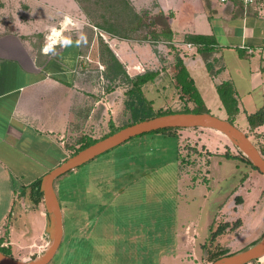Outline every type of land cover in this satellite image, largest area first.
I'll return each mask as SVG.
<instances>
[{
  "label": "crops",
  "instance_id": "0c3cea01",
  "mask_svg": "<svg viewBox=\"0 0 264 264\" xmlns=\"http://www.w3.org/2000/svg\"><path fill=\"white\" fill-rule=\"evenodd\" d=\"M128 1L136 12L148 15L152 31L167 30L170 38L163 40L159 36L157 40L148 39L153 44H139L134 38L112 36L90 24L76 0H14L18 5L23 3L25 10L14 18L10 32L0 33V246L8 248L17 259L41 254L49 241L45 232L47 213L35 182L67 157L65 138L71 128L83 122H102L108 107L115 103L110 97L95 98L88 79L80 73L82 59L88 58L86 51H98L100 40L107 43L129 76L146 72H141L146 63L153 64L147 71L157 72L154 67L161 46L168 51V57L174 51V65L176 58L181 59L198 94L186 60L202 58L215 91L221 82L232 86L238 107L232 116L234 124L243 122L242 131L264 150V124L251 130L247 122L248 114L264 106V0H257L246 13L237 1L227 5L218 0ZM65 16L72 21L68 25L62 23ZM53 27L62 30V36L46 39ZM81 35L87 42L77 45ZM66 38L72 40L71 46L57 43L54 52L43 51L53 39ZM217 108L222 118L229 116L220 99ZM212 131L217 133L216 138H202L203 144L215 148L212 154H222L224 147L233 149L223 133ZM241 161L246 174L241 182L218 195L220 202L203 242H198L192 221L175 228L171 247L175 251H171V260L166 264H202V246L216 221L239 220L238 227L223 238L234 252L251 246L264 235V176L247 161ZM180 162L178 157V174L182 177ZM68 205L69 200L65 210ZM76 217L80 221L72 224L66 234L68 264H83L75 258L83 262L85 258L78 256L97 248L113 250L108 254L110 258H103L99 264H132L127 244L119 243L116 237L107 245L94 241L105 237L96 236L100 231L89 212ZM239 241L243 242L235 247ZM48 264L60 263L51 260Z\"/></svg>",
  "mask_w": 264,
  "mask_h": 264
},
{
  "label": "rangeland",
  "instance_id": "374dc122",
  "mask_svg": "<svg viewBox=\"0 0 264 264\" xmlns=\"http://www.w3.org/2000/svg\"><path fill=\"white\" fill-rule=\"evenodd\" d=\"M24 10L23 3L18 5L14 0H0V33L10 32L14 18L22 16ZM147 17L143 14V18ZM146 32H135V42L153 44L142 39ZM166 52L163 46L158 49V62L154 67L158 75L143 85V95L152 101L154 111L192 109L196 106L194 101L187 99L180 87L175 85L178 69L174 65L175 52L171 51L170 57ZM86 53L88 58L82 59L80 73L88 79L92 95L103 100L110 97L115 103L108 107L102 122H83V125L77 124L67 132V157L78 146L76 141L81 136L99 138L109 132L110 123L120 127L129 120V112L125 108L129 100L126 93L129 85L120 79L112 82L103 78L105 65L100 60V49H89ZM186 63L203 100L199 109L206 106L204 109L207 112L222 118L217 108L219 98L202 58L196 56L193 61L188 58ZM229 63L232 65L230 60ZM142 67L141 72L147 71L153 64L146 63ZM234 125L243 129V122ZM173 132L175 136L162 131L135 136L56 179V192L63 211L64 238L52 259L53 263H69L66 234L74 226L72 224L80 221L81 218L76 216L88 212L100 231L96 236L105 237L103 240L95 238L94 241L107 245L113 236L116 237L119 243L127 244L126 251L131 252L132 264H162L161 259L166 264L174 250L171 248L175 242L173 230L182 225L185 227L189 220L196 224L198 242H203L212 214L220 202L218 195H223L231 185L241 182L246 174L239 158L242 153L232 144L233 149L224 147L222 154H212L215 148L203 144L202 138L210 140L216 138L217 133L207 127H183ZM179 148L183 159L179 171L182 177L178 174ZM226 152L238 157H229ZM67 200L69 205L65 210ZM242 242H236L235 247ZM112 252L87 249L78 256L85 258L83 262L78 258L75 260L83 264H99L103 258H110L108 254ZM203 259L202 264H211ZM251 264H264V257Z\"/></svg>",
  "mask_w": 264,
  "mask_h": 264
},
{
  "label": "trees",
  "instance_id": "16d2710c",
  "mask_svg": "<svg viewBox=\"0 0 264 264\" xmlns=\"http://www.w3.org/2000/svg\"><path fill=\"white\" fill-rule=\"evenodd\" d=\"M76 1L90 24L97 27L98 29L107 32L112 36H117L124 39L134 38V33L138 30H147V32L142 37V39L144 40H157L159 39V36H162L163 40H168L171 36V33L164 29L160 33H155L154 31L149 29V26L152 25L153 22L149 23L147 18H143V15L136 12L131 6V4H129L128 0ZM99 49L100 60L105 65L104 76L112 82L120 79L129 85V88L126 92L129 96V100L125 103V108L129 112V120L127 123L121 125L120 127H114L113 124L110 123L109 132L99 138H94L93 136H81V138L76 141L78 146L72 151L70 155L95 142L96 140L101 139L107 136L108 134L118 130L121 127L143 119H148L156 115L172 112H207L204 109L205 107L202 110L199 109L203 105V101L197 93L192 81L187 78V72L181 59L176 58V65L178 69L175 74V85L177 87H180L181 91L187 96V99L193 100L196 106L192 109L185 108L183 110L178 111H154L151 106L152 101L148 100L143 95V85H145L149 81H152L157 75V72L146 71L140 74H136L134 76H129L123 64L117 59V57L114 55L107 43H105L103 40L99 41ZM216 91L223 107L229 115L225 119L229 120L231 123H234L232 116L238 112V107L236 98L233 95V89L231 84L229 82H221L216 85ZM247 122L251 130H253L257 126L264 124V106H262L257 111L248 114ZM175 129L177 128H165L156 131L166 132L169 135L175 136L176 134L173 132V130ZM256 147L264 157V150L260 149L258 146ZM226 155L229 157H238L237 155L229 154L228 152H226ZM239 158L251 164V162L243 154L241 157L239 156ZM179 159L182 162L183 159L182 156H180V153ZM181 167L182 166L179 165V169ZM39 183L40 178L34 184L37 189ZM38 192L39 197H41L42 193L40 191ZM238 225L239 220H235L232 223H230L229 221L220 220L211 224L210 233L202 246V255L206 261L212 263L214 260L222 256H226L236 252L231 251V248L226 245L227 241H224L223 238L228 233L231 234L238 227ZM0 250L6 254L11 255L10 250L8 248L0 246ZM256 260H252L245 264L252 263Z\"/></svg>",
  "mask_w": 264,
  "mask_h": 264
},
{
  "label": "water",
  "instance_id": "95a60500",
  "mask_svg": "<svg viewBox=\"0 0 264 264\" xmlns=\"http://www.w3.org/2000/svg\"><path fill=\"white\" fill-rule=\"evenodd\" d=\"M195 126L207 127L223 133L264 176V157L248 135L227 119L209 112H172L143 119L121 127L69 155L41 176L38 189L42 193L47 213L45 227L49 239L47 247L41 254L33 253L26 260L17 259L0 250V264H48L52 260L63 238V215L54 186L58 177L135 136L165 128ZM263 255L264 235L251 246L222 256L211 264H245Z\"/></svg>",
  "mask_w": 264,
  "mask_h": 264
},
{
  "label": "clouds",
  "instance_id": "9594fccd",
  "mask_svg": "<svg viewBox=\"0 0 264 264\" xmlns=\"http://www.w3.org/2000/svg\"><path fill=\"white\" fill-rule=\"evenodd\" d=\"M71 22L72 21H71L70 17L65 16L62 23H63V25H68ZM61 36H62V30H58L56 27H53L50 30V36L46 39H51L52 37H61ZM86 42H87L86 36L81 35L80 38L76 41V44L79 45L81 43H86ZM57 43H59L61 47H68V46H71L72 40L70 38H66V39H62V40L53 39L51 43H46L43 51L45 53L54 52L55 51V45Z\"/></svg>",
  "mask_w": 264,
  "mask_h": 264
},
{
  "label": "built area",
  "instance_id": "2783aa9c",
  "mask_svg": "<svg viewBox=\"0 0 264 264\" xmlns=\"http://www.w3.org/2000/svg\"><path fill=\"white\" fill-rule=\"evenodd\" d=\"M221 4L223 5H227L232 3L233 1H237L239 2V4L241 5L243 12L246 13L247 10L256 4L257 0H218ZM190 45V44H188ZM251 52V50H249Z\"/></svg>",
  "mask_w": 264,
  "mask_h": 264
}]
</instances>
